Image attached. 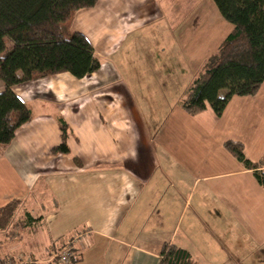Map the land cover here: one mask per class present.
<instances>
[{"label":"crops","instance_id":"crops-1","mask_svg":"<svg viewBox=\"0 0 264 264\" xmlns=\"http://www.w3.org/2000/svg\"><path fill=\"white\" fill-rule=\"evenodd\" d=\"M218 26L224 31L213 32ZM206 29L199 48L208 58L233 30L213 0H98L76 12L71 30L88 38L101 68L14 87L33 120L0 140V208L21 202L16 224L0 229V264H62L53 254L68 245L71 264H160L166 244L216 264L202 260L211 246L228 253L230 228L245 240L241 250L264 251V188L225 147L238 142L249 161L264 160V83L221 116L210 106L192 116L168 74L173 64L188 74L183 35ZM60 119L71 130L69 154L53 152ZM156 205L157 222L175 224L160 239L146 232ZM14 228L29 230L25 247Z\"/></svg>","mask_w":264,"mask_h":264},{"label":"trees","instance_id":"trees-1","mask_svg":"<svg viewBox=\"0 0 264 264\" xmlns=\"http://www.w3.org/2000/svg\"><path fill=\"white\" fill-rule=\"evenodd\" d=\"M221 16L233 26L218 51L206 60L181 99L192 116L210 106L221 116L233 97L256 96L264 83V0H213ZM98 0H0V140L8 130L33 120L29 106L14 87L69 73L84 79L101 68L88 38L71 30L76 12L96 6ZM8 40L11 44L7 46ZM61 144L54 153L69 154V125L59 120ZM226 149L247 169L255 172L264 188V160L249 161L244 146L228 142ZM21 202L0 208V229L14 220ZM76 260L73 258L72 262ZM160 264H197L176 245L166 244Z\"/></svg>","mask_w":264,"mask_h":264},{"label":"rangeland","instance_id":"rangeland-1","mask_svg":"<svg viewBox=\"0 0 264 264\" xmlns=\"http://www.w3.org/2000/svg\"><path fill=\"white\" fill-rule=\"evenodd\" d=\"M165 8V6H164ZM208 27V25H206ZM206 28V27H205ZM214 30L213 32L216 33V30L223 32L224 30L221 29L219 26L218 27H213ZM183 37H185V40L188 42V44L190 45L186 50H184L182 52V54L184 53V57L186 59H184V61H186L187 63H185V67L188 69V74L187 75H182V71L179 70V65H169V69L171 71H168V74L171 76H174V84H178L179 88L182 92H185L186 89L192 84L193 82V77L195 78L198 74V72L200 73V71L202 70L206 60L208 58H206L207 56V51L203 54L204 56H202V49L203 48H199L200 46H203L204 44H206L209 40V34L205 30L199 31L197 32V34L193 33V34H184ZM7 41V46L8 48H10L11 44L8 40ZM194 45V46H192ZM198 47V48H197ZM219 49V48H218ZM218 49L215 51V53L218 51ZM211 51V49H210ZM183 60V56L181 58ZM134 66L130 65V69L132 72H134ZM197 74V75H196ZM3 83L0 81V91H3ZM26 91H24V94L26 96H29L30 94L34 93V90H32L31 92H28L29 90L33 89V87L30 86H25L24 87ZM262 173V172H261ZM158 205H156V209L152 210V214L150 215V217L152 216V219L149 220V224L148 226H146L147 230V235L150 236V238H156V239H160L162 238V229L163 231H166L167 233H169L168 231H173V228L175 226V224L171 223V225L166 224L168 228L164 227L161 225V223L157 222V215H158V211L159 209H157ZM189 212L187 213V216H189ZM20 218V217H19ZM21 220V219H19ZM231 222V221H229ZM228 222V223H229ZM225 223V221H224ZM13 224L15 223V220L13 221ZM221 222H218V224H214L213 228L216 229L217 226H220ZM230 224H226L224 228H226L227 226H229ZM12 226V225H11ZM188 220L185 218V220L183 222H181V224L179 225V235L180 238L184 237V234L187 233L188 231ZM145 227V226H144ZM163 227V228H161ZM20 232V234L22 235V239L25 240V242H20V245H22V247H25V244H28V231H23V230H19V229H12V233L14 235L15 232L17 233V231ZM171 231V232H172ZM229 231V230H228ZM204 232L202 233H197L195 235H203ZM227 235H229L228 237H231V240L229 238V241L227 243L226 240H228V237L224 236L222 237V239L224 240V242H226V244H228L229 246V251L228 253L226 252H221L219 249L214 248L213 246H211L209 248V250L206 252V257L203 258L202 261H210V262H214L216 264H264V251L259 252V253H253L250 251H244L241 250V248L238 247L237 242L240 241L237 240L238 236L235 232L234 229L230 228L229 233H227ZM226 238V239H225ZM190 241L194 244H197L198 240L195 239L194 237L190 236L189 237ZM245 240H241L240 242H244ZM64 249V248H63ZM62 250V249H61ZM195 255H198V257L201 258V256L199 254H197V252H194ZM206 259V260H205ZM17 260H23V258H18ZM57 261V260H56ZM149 264H156V260L154 258H151Z\"/></svg>","mask_w":264,"mask_h":264},{"label":"built area","instance_id":"built-area-1","mask_svg":"<svg viewBox=\"0 0 264 264\" xmlns=\"http://www.w3.org/2000/svg\"><path fill=\"white\" fill-rule=\"evenodd\" d=\"M263 169H261L260 172L264 174ZM73 258H75V255L71 245H68L64 247V249L57 251L53 254V259L57 260L58 262H61L62 264H71ZM11 262H7V264H11ZM19 263H22V260H19Z\"/></svg>","mask_w":264,"mask_h":264}]
</instances>
